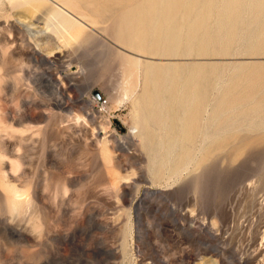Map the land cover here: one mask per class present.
I'll return each instance as SVG.
<instances>
[{"label": "rangeland", "instance_id": "1", "mask_svg": "<svg viewBox=\"0 0 264 264\" xmlns=\"http://www.w3.org/2000/svg\"><path fill=\"white\" fill-rule=\"evenodd\" d=\"M0 264H264V0H0Z\"/></svg>", "mask_w": 264, "mask_h": 264}, {"label": "bare ground", "instance_id": "2", "mask_svg": "<svg viewBox=\"0 0 264 264\" xmlns=\"http://www.w3.org/2000/svg\"><path fill=\"white\" fill-rule=\"evenodd\" d=\"M64 10V9H63ZM66 14H68L69 16H72L71 14H69V13H67L66 12ZM74 15V14H73ZM73 20H75V19H73ZM76 21V20H75ZM74 22V21H73ZM90 39H92V37H90V36H88V35H85L84 36V40H83V42H87V41H89Z\"/></svg>", "mask_w": 264, "mask_h": 264}, {"label": "water", "instance_id": "3", "mask_svg": "<svg viewBox=\"0 0 264 264\" xmlns=\"http://www.w3.org/2000/svg\"><path fill=\"white\" fill-rule=\"evenodd\" d=\"M96 95L98 96V98H102V96L98 92H96Z\"/></svg>", "mask_w": 264, "mask_h": 264}]
</instances>
